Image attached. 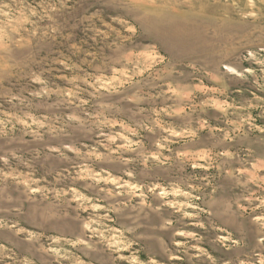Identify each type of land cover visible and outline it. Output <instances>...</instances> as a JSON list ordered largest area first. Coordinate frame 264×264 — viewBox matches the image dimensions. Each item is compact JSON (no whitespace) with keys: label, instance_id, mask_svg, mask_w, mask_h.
<instances>
[{"label":"rangeland","instance_id":"1","mask_svg":"<svg viewBox=\"0 0 264 264\" xmlns=\"http://www.w3.org/2000/svg\"><path fill=\"white\" fill-rule=\"evenodd\" d=\"M0 264H264V0H0Z\"/></svg>","mask_w":264,"mask_h":264}]
</instances>
